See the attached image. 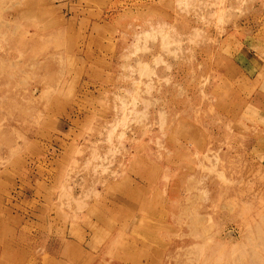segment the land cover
Returning <instances> with one entry per match:
<instances>
[{"label": "rangeland", "instance_id": "374dc122", "mask_svg": "<svg viewBox=\"0 0 264 264\" xmlns=\"http://www.w3.org/2000/svg\"><path fill=\"white\" fill-rule=\"evenodd\" d=\"M0 264H264V0H0Z\"/></svg>", "mask_w": 264, "mask_h": 264}]
</instances>
